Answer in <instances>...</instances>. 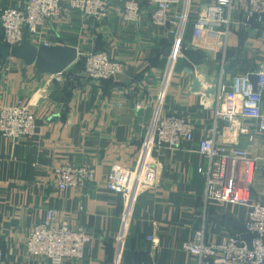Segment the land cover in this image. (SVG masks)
I'll return each mask as SVG.
<instances>
[{
    "label": "crops",
    "instance_id": "crops-1",
    "mask_svg": "<svg viewBox=\"0 0 264 264\" xmlns=\"http://www.w3.org/2000/svg\"><path fill=\"white\" fill-rule=\"evenodd\" d=\"M23 1L0 0V6ZM211 1L193 0L191 20ZM124 3L112 0L109 16L95 25L79 11H67L44 36L53 44L76 47L79 54L107 49L124 63L115 78L77 76L76 63L49 71L36 61L0 57V107L24 99L37 116L31 136L0 133V264H54L26 247L30 230L50 209L57 216L68 215L71 224L85 227L91 237L85 258L62 264H114L122 230L121 264H189L194 257L184 244L197 228L204 226L209 242L244 231L246 205L205 200V177L198 168L207 165V158L198 147L217 127L222 142L264 157V135L255 132L253 120L241 121L252 127L243 133L235 126L240 119L230 122L214 111L222 83L229 85L234 75L252 74L264 65L259 26H234L226 37L211 39L195 37L190 24L181 53L168 70L169 26L155 24L146 9L137 20H125ZM164 80L162 111L189 117L194 135L176 148H152L158 185L139 194L125 225L123 196L106 188V177L113 165L132 168L140 160ZM138 102L143 107L137 108ZM65 162L91 163L95 181L60 189L54 169ZM250 192L252 199L264 201L261 162L253 169Z\"/></svg>",
    "mask_w": 264,
    "mask_h": 264
},
{
    "label": "built area",
    "instance_id": "built-area-1",
    "mask_svg": "<svg viewBox=\"0 0 264 264\" xmlns=\"http://www.w3.org/2000/svg\"><path fill=\"white\" fill-rule=\"evenodd\" d=\"M193 0H125L123 17L135 21L146 9L151 20L169 26L171 53L168 70L179 57L184 35L190 24L195 37H226L232 27L251 28L258 25L264 36V0H213L191 20ZM112 0H24L19 6H0V24L3 31L0 41L10 46L21 45L25 40L34 44H53L45 39V29L61 18L65 12L76 10L93 25L102 23L110 14ZM83 58L81 73L94 80L112 79L124 70V63L112 57L107 49L92 48L79 54ZM79 56V57H80ZM257 84L250 73L236 74L229 85L222 83L215 92V115L235 123L243 133L252 130L241 121H254L255 132L264 135V65L254 72ZM166 80L163 82L142 155L132 167L115 164L106 177L107 189L123 196L124 223L127 224L131 209L139 194L158 185V167L152 159L153 147H179L184 140H191L194 124L187 116L162 111ZM137 108L143 107L141 102ZM37 127V116L28 102L19 99L0 107V133L9 138L31 136ZM219 130L201 140L198 150L207 158V165L198 171L205 177L206 201L219 204H244L248 207L244 231L252 233V246L242 238L243 233L225 234L220 242L205 238L204 226L195 230L184 248L193 255L189 264H264V201L251 198L252 174L256 163L264 157H252L239 145H230L217 138ZM54 174L60 189L87 187L96 179V168L91 163L65 162L55 167ZM123 230L114 264L121 263ZM153 239L152 235H149ZM91 237L85 227L70 223L69 216L56 215L50 209L46 219L37 222L26 240L28 252L44 261L62 264L66 259L81 260L89 252ZM4 252L0 247V260Z\"/></svg>",
    "mask_w": 264,
    "mask_h": 264
},
{
    "label": "water",
    "instance_id": "water-1",
    "mask_svg": "<svg viewBox=\"0 0 264 264\" xmlns=\"http://www.w3.org/2000/svg\"><path fill=\"white\" fill-rule=\"evenodd\" d=\"M2 31L3 28L0 24V37L2 35ZM170 53L171 47L169 46L166 50L165 55L169 56ZM12 56L21 57L27 62L36 61L42 66L43 69L49 71H62L73 63H77L79 60L78 49L71 45H37L28 40H25L21 45L10 46L8 44H3L0 41V57L3 59H7ZM77 76L86 77L81 73V65H78ZM250 77L256 85L258 81L257 74L252 73ZM242 238L248 242L250 247L252 246V233L245 232L242 234Z\"/></svg>",
    "mask_w": 264,
    "mask_h": 264
},
{
    "label": "trees",
    "instance_id": "trees-1",
    "mask_svg": "<svg viewBox=\"0 0 264 264\" xmlns=\"http://www.w3.org/2000/svg\"><path fill=\"white\" fill-rule=\"evenodd\" d=\"M76 64H77V66H78V65H81V68H82L83 58L79 59L78 62H77Z\"/></svg>",
    "mask_w": 264,
    "mask_h": 264
}]
</instances>
